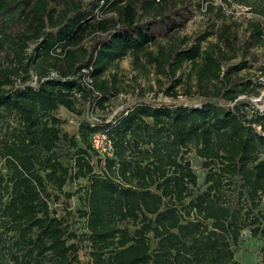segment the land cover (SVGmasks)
Wrapping results in <instances>:
<instances>
[{
    "label": "trees",
    "instance_id": "obj_1",
    "mask_svg": "<svg viewBox=\"0 0 264 264\" xmlns=\"http://www.w3.org/2000/svg\"><path fill=\"white\" fill-rule=\"evenodd\" d=\"M237 1L252 18L202 0L211 30L176 40L200 4L0 0V264H242L245 232L264 264V0ZM128 56L172 102L67 132L59 112L104 108Z\"/></svg>",
    "mask_w": 264,
    "mask_h": 264
},
{
    "label": "rangeland",
    "instance_id": "obj_2",
    "mask_svg": "<svg viewBox=\"0 0 264 264\" xmlns=\"http://www.w3.org/2000/svg\"><path fill=\"white\" fill-rule=\"evenodd\" d=\"M191 1L201 6H199V9L196 7L198 10L186 28L174 35L176 40H181L185 37L195 39L210 29L209 25L211 21L205 15L206 4L204 2L202 3V0ZM207 2L215 8L222 7L223 12L227 16L233 17L234 20L243 21L247 18H252L251 11L240 5L237 0H228L227 3L226 0H207ZM210 41H213V38H211ZM263 62L264 61L261 63L263 64ZM261 63H255V66H261ZM53 76H55V74ZM106 78L112 83L116 78L118 91L109 99V103L106 104L104 108H99L97 111L93 112L90 108L81 106L80 109L83 112V116L81 117L69 114L65 110L59 112V117L64 122V128L67 132L75 134L81 120L87 119L88 112H92L93 118L97 120H101L102 118L111 119L131 106L135 101H138L139 98H144L146 101L150 102H172L170 98L164 97L163 95L164 90L170 85L169 81L164 76L156 75L154 69L151 67H147L146 69L135 68L131 56L126 57L118 63L117 68L111 69ZM256 80L260 82L259 84L264 86V76L261 75V72L257 73ZM35 81V78L32 77L30 83L35 84ZM179 92L180 94L182 93L181 91ZM179 100L187 102L186 98L183 96H181ZM253 102L255 107L264 113V87L261 90V95L257 98H253ZM192 162L202 182L204 174L200 167V163L194 158H192ZM78 188L79 187H75L73 191ZM77 205L78 203L74 201V206L76 207ZM261 244H263V242L253 239L249 232H245L237 251V260L242 264H260L259 250ZM84 260L86 259L84 258Z\"/></svg>",
    "mask_w": 264,
    "mask_h": 264
},
{
    "label": "built area",
    "instance_id": "obj_3",
    "mask_svg": "<svg viewBox=\"0 0 264 264\" xmlns=\"http://www.w3.org/2000/svg\"><path fill=\"white\" fill-rule=\"evenodd\" d=\"M85 84L87 85V87L91 90H93V86H92V80L90 78H86L84 80ZM94 91V90H93ZM94 95L95 96H100V94H98L97 92L94 91ZM89 108V107H88ZM91 109V108H90ZM91 111H93L91 109ZM87 119L90 121V122H97L99 120L97 119H94L93 116H92V112H88V115H87ZM92 143H93V146L94 148L101 154H107V152H111L112 150V142L103 134H100V133H97L93 136V139H92Z\"/></svg>",
    "mask_w": 264,
    "mask_h": 264
}]
</instances>
